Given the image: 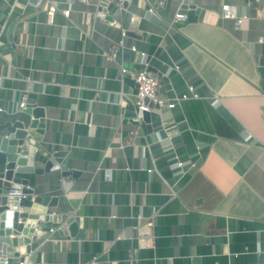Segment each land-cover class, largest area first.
<instances>
[{"label":"crops","instance_id":"crops-1","mask_svg":"<svg viewBox=\"0 0 264 264\" xmlns=\"http://www.w3.org/2000/svg\"><path fill=\"white\" fill-rule=\"evenodd\" d=\"M146 4L109 11L131 33L111 60L121 28L98 0L74 1L69 17L68 0H0V140L7 122L31 119L19 109L27 91L34 135L60 167L38 192L78 222L72 237L49 231L34 264H264V0H158L159 24ZM223 4L248 15L240 28ZM122 67L157 75L162 98H189L132 124L136 85ZM193 101L236 137L192 127Z\"/></svg>","mask_w":264,"mask_h":264},{"label":"water","instance_id":"water-1","mask_svg":"<svg viewBox=\"0 0 264 264\" xmlns=\"http://www.w3.org/2000/svg\"><path fill=\"white\" fill-rule=\"evenodd\" d=\"M106 1L110 2L108 10L111 11L115 3ZM146 1L145 18L159 24L151 8L158 0ZM144 103L158 108L147 97ZM22 111L32 116L31 119L17 117L1 128L4 136L0 140V264H34L40 240L50 229L57 228L59 234L71 237L78 229L77 221L68 222L65 214L52 210L58 205V197L38 192L45 178L60 168L54 164L58 155L43 148L39 136L34 135L39 110L27 107ZM149 115L145 113V122L149 121ZM64 176L66 182L67 172Z\"/></svg>","mask_w":264,"mask_h":264},{"label":"built area","instance_id":"built-area-1","mask_svg":"<svg viewBox=\"0 0 264 264\" xmlns=\"http://www.w3.org/2000/svg\"><path fill=\"white\" fill-rule=\"evenodd\" d=\"M82 2L87 3L91 0H68L69 7L63 11V14L66 17H69L71 13V7L70 5L74 2ZM115 5L117 6L118 12L125 10L126 6L125 3H127L128 0H113ZM100 10L97 13V15L100 18H103L108 24L111 26H117L121 28V35L122 38L118 42V46L112 47L109 49V53L107 54L108 57L111 60H116L118 57L119 52L124 48V38L127 36V29L122 28L120 21L116 18V16L109 13L108 6L110 4L109 1L106 0H98ZM58 11V8L55 4L49 3L47 6V16L49 22H53L54 15ZM221 17L225 20H233L235 27L240 28L244 22L248 19V15L245 13H240L238 6L235 4H223L222 10H221ZM186 19V14L179 12L175 15V21L178 20H184ZM135 20V16L131 17V21L133 22ZM133 51H136L135 47H132ZM145 60V54L142 53L140 57L141 63H144ZM121 73L130 76V78L133 80V82L136 85V91H135V98L133 102L134 106V115L130 119V123L139 124L145 122V113H150L153 108H151L149 105L144 103V99L147 97L151 101H153L155 104L158 105V108L162 111L163 109H173L176 107V105L179 104V101L182 99H188L189 96L187 94L182 95L180 99H177L176 101H171L165 98L160 97L159 95V89L161 87L160 78L153 74L152 72L148 70H141V71H134V70H128L125 67L121 68ZM189 92L190 95L193 97H198V95L195 93L194 86H189ZM27 91H25V94L22 98V100L19 103V109L22 111L27 108ZM216 103V100L213 102V104ZM6 111L4 107H0V119L2 118L3 113ZM179 166L182 165V163H178ZM55 229H51L50 232L53 233Z\"/></svg>","mask_w":264,"mask_h":264},{"label":"trees","instance_id":"trees-1","mask_svg":"<svg viewBox=\"0 0 264 264\" xmlns=\"http://www.w3.org/2000/svg\"><path fill=\"white\" fill-rule=\"evenodd\" d=\"M183 109L192 127L216 133L218 136L222 137H236L232 127L219 116L210 104L201 101H193L191 104H183Z\"/></svg>","mask_w":264,"mask_h":264}]
</instances>
